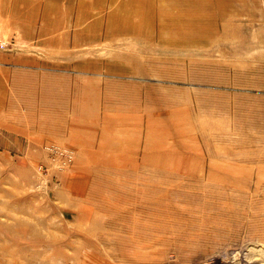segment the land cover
Listing matches in <instances>:
<instances>
[{"label": "rangeland", "instance_id": "374dc122", "mask_svg": "<svg viewBox=\"0 0 264 264\" xmlns=\"http://www.w3.org/2000/svg\"><path fill=\"white\" fill-rule=\"evenodd\" d=\"M81 1L0 0V264H264V0Z\"/></svg>", "mask_w": 264, "mask_h": 264}, {"label": "crops", "instance_id": "0c3cea01", "mask_svg": "<svg viewBox=\"0 0 264 264\" xmlns=\"http://www.w3.org/2000/svg\"><path fill=\"white\" fill-rule=\"evenodd\" d=\"M59 1H62L63 2V0H58V2ZM101 1L102 0H93V1H81V3H80V13H79V17H78V19H77V24H83L85 21H86V19L88 20L89 18H90V16L92 15V14H94V13H96L95 12V10H96V8H101V6H100V3H101ZM188 2V4H189V2H190V0L188 1V0H179V1H177V2ZM204 1V0H203ZM203 1L201 0V4H203ZM232 1L233 0H226V1H224L223 3L224 4H226V5H231L232 4ZM205 2L208 4V2H207V0H205ZM60 4V3H59ZM96 4V5H95ZM184 4H186V3H184ZM181 4H175V7H173L172 9H169V10H167V9H165L164 7H161L160 5L159 6H155L154 7V5L153 6H151V8H152V10H151V12L153 13V14H155V13H157V14H164V13H170V14H175V17H176V20H175V22L176 23H179V22H183V21H189L190 19H188V18H186V17H184L183 15H185V14H192V12L194 13V14H203V12L202 11H191V10H197V9H191V10H187V7L186 6H182V7H179ZM217 5H218V3H217ZM100 6V7H99ZM59 6H58V4H57V6L55 7L56 8V10H55V12L56 13H60V14H63V15H66V14H68V12H70V9H68V8H66V9H64L63 11H62V9H60L59 10V8H58ZM200 9V8H199ZM228 11H223L224 13L223 14H227L228 16H236V15H239V12L238 11H234V10H230V7H229V9H227ZM125 11L127 12V14H126V18H127V16H128V18L131 20V18L132 19H134L135 17L134 16H137V17H141L142 16V13H141V11L139 10V11H136V10H130V11H128L127 9H125ZM218 13V12H217ZM123 14L125 15V13L123 12ZM135 14V15H134ZM144 17H145V19H149V15H143ZM164 16V15H163ZM114 17V15H112V18ZM136 17V18H137ZM63 18L64 17H62L61 18V22H60V24H58L57 23V27H56V30H59V29H62V28H64V26L65 25H67L66 23L64 24V20H63ZM115 18H116V21L117 20H121L122 19V15H116L115 16ZM165 19V23L166 24H168L167 22H169L171 19H169L168 17H166V18H164ZM231 19H234V18H231ZM202 21H205L204 19L202 20ZM224 26H223V28H225V29H229V28H238L239 27V25L237 26V24H234V22H232V20L231 21H229V20H224ZM97 23V24H96ZM94 25H92L91 26V28H89L87 31H88V33L86 34L87 36L88 35H91L90 33H94V31H95V29H96V27H97V25H98V27H100L101 25H100V22H96ZM133 24H135V23H133ZM232 24H234V25H232ZM163 25H164V23H163ZM62 26V27H61ZM61 27V28H60ZM164 28L163 29H167V28H169V27H165V25L163 26ZM170 29H171V27H170ZM176 30L178 29V28H175ZM92 31V32H91ZM90 32V33H89ZM87 39H88V37H87ZM91 40H97V38L95 37V35H93V38L91 39ZM88 74H90V73H88ZM48 77V76H47ZM52 77H54L55 78V81H54V78H52ZM51 79L49 80V79H47L46 81H45V84H46V86L48 87V85L49 84H56V86L59 84V82H61V80L58 78V76H51L50 77ZM92 83L94 84V82L92 81ZM47 97V96H46ZM47 99V98H46ZM44 136V135H43Z\"/></svg>", "mask_w": 264, "mask_h": 264}]
</instances>
